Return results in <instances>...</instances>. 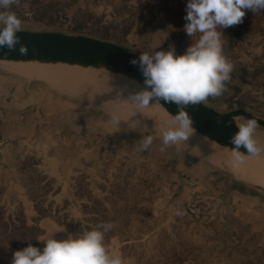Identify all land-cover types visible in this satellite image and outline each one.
I'll list each match as a JSON object with an SVG mask.
<instances>
[{
    "label": "rangeland",
    "instance_id": "obj_1",
    "mask_svg": "<svg viewBox=\"0 0 264 264\" xmlns=\"http://www.w3.org/2000/svg\"><path fill=\"white\" fill-rule=\"evenodd\" d=\"M186 4L19 0L12 10L22 30L80 34L137 48L131 38L150 31L158 8L169 17ZM258 21L246 10L242 23L227 27L231 35L221 37L223 55L234 64L233 80L222 96L205 103L221 113L244 109L264 119V24ZM179 35L188 41L184 25ZM190 46L180 42L178 56ZM144 49L155 55L153 48ZM62 70L78 72L0 62V84L11 85L21 98L24 105L15 115L25 125L13 138L8 116L0 114V264H9L7 253L29 245L42 251L49 238L91 230L103 233L108 255H120L123 264H264L260 176L245 165L246 170L235 167L227 148L196 134L179 152L175 146L161 152L165 119L163 124L154 119L152 129L137 123L138 116H123L113 129L107 105L53 81ZM148 135L152 146L138 151ZM255 135H264V129L258 126Z\"/></svg>",
    "mask_w": 264,
    "mask_h": 264
},
{
    "label": "clouds",
    "instance_id": "obj_2",
    "mask_svg": "<svg viewBox=\"0 0 264 264\" xmlns=\"http://www.w3.org/2000/svg\"><path fill=\"white\" fill-rule=\"evenodd\" d=\"M18 3L19 0H0V48L6 46L9 51H15V46L20 43L16 33L22 30L21 20L12 10V6ZM246 10H264V0H187L184 30L188 36L200 33L199 40L183 55H175L172 49L156 52L154 56L147 52L140 56L146 89L130 98L135 108L143 112L151 108L150 101L158 105L161 100L175 103L179 108L178 114L165 126L161 152L171 146L179 152L183 142L194 133L193 121L184 110L185 106L206 103L209 97H220L228 90L226 82L230 81L234 64L223 55L222 34L217 27L227 28L242 23ZM19 52L27 55V46L20 43ZM130 63L136 64L137 61ZM123 116L119 106H113L108 125L118 129ZM234 119L239 128L231 138L235 146L231 150L235 166L242 162L241 146L248 156H258L264 152V145L255 138L256 119H248L244 123H240L242 117ZM152 144L153 136L148 135L137 150L146 151ZM175 214L185 215L183 210H176ZM114 226L112 222L106 225L108 229ZM103 239V233L97 230L64 240L49 238L42 251L32 245L16 250L11 264H123L120 255H108Z\"/></svg>",
    "mask_w": 264,
    "mask_h": 264
},
{
    "label": "water",
    "instance_id": "obj_3",
    "mask_svg": "<svg viewBox=\"0 0 264 264\" xmlns=\"http://www.w3.org/2000/svg\"><path fill=\"white\" fill-rule=\"evenodd\" d=\"M16 35L20 38V43L27 46V55L20 54V43L15 46V51H9L4 46L0 48V62L64 65L102 71L134 83L142 90L146 89L145 78L139 64L141 55L128 47L91 36L57 31L21 30ZM6 52L7 55H5ZM132 60H136L137 63H130ZM159 105L172 117L179 112L175 103L161 100ZM184 110L193 121L194 131L214 141L217 145L227 148L230 152L235 147L231 143V138L239 131L235 117H242L246 121L256 119L258 126L264 129V119L244 109L221 113L205 103H198L187 105ZM240 152L249 158L264 157V152L258 156H248L243 146ZM260 190L264 191V189Z\"/></svg>",
    "mask_w": 264,
    "mask_h": 264
},
{
    "label": "bare ground",
    "instance_id": "obj_4",
    "mask_svg": "<svg viewBox=\"0 0 264 264\" xmlns=\"http://www.w3.org/2000/svg\"><path fill=\"white\" fill-rule=\"evenodd\" d=\"M24 64H33V63H24ZM58 66L78 69L77 70L78 72L71 73L70 71L64 72L62 70L63 72L61 71L59 75L57 76L52 75L54 79L53 81L64 86L65 89L67 88V90L78 93L81 96L85 98L87 97L88 99L94 102H101L104 106L107 105L108 108L110 109H112L110 107V104L112 105V107L117 106V105L121 106V108L120 107L119 108L124 112V116H128V113L131 112L132 114L129 115L128 118H132V120H134V117L138 116L139 119L135 118V121L139 124L145 125L146 127L147 126L151 127L152 125H154L152 124L154 123L153 121L161 120L163 124L164 123L163 119L169 122L172 119V116L169 115L159 104L156 105L152 101H150L151 108L143 110V112L136 109L135 105L132 103L130 98L136 93L143 91V90L140 87L136 86L134 83L128 82L119 76H115V75L109 74L107 72H102V71L85 70V69H80L76 67L64 66V65H58ZM53 84H56V83H53ZM151 128L154 129V127H151ZM193 134L202 136L196 131H194ZM255 138L262 145H264V135H255ZM247 160L251 161V163H249L250 165L248 164ZM244 165L246 166V169L251 171L250 174L252 176H256V177L260 176L259 181H262V180L264 181V157L249 158V157H245L242 155V162H240L239 164H236L235 167H238L239 169H245ZM256 182H257V179H256ZM257 183L259 184V182Z\"/></svg>",
    "mask_w": 264,
    "mask_h": 264
},
{
    "label": "crops",
    "instance_id": "obj_5",
    "mask_svg": "<svg viewBox=\"0 0 264 264\" xmlns=\"http://www.w3.org/2000/svg\"><path fill=\"white\" fill-rule=\"evenodd\" d=\"M158 11H161V14L154 18V22L152 23L153 27L150 29V31L147 32L143 30L140 37L135 36L131 38V40H135V43H137L136 46L137 48H134L126 44H122V46L130 48L131 50L138 52L140 55L146 52L144 49L146 47L153 48V50L156 53L157 48L166 46V47L174 48L175 55L178 56L177 45L179 46L180 42H184L187 44L191 42V44L194 45L199 40L200 36H196L197 34L188 36L189 37L188 41L185 39L186 36L180 37L179 35L181 26L185 25L186 23V21L184 20V17L186 15V6L181 10H177L176 12L172 10L174 14H172V16L169 17L167 16L168 13L166 12L167 11L166 9L158 8L157 12ZM248 11H249V16L251 17L252 15L255 22L258 17L260 18V21H258L256 24L258 23H260V25L262 23L264 24V10H259L257 12H253L251 10ZM217 31L222 34L221 37H227L231 35V30L229 32L227 28L220 27L219 29L217 28ZM177 35L179 36L176 37ZM251 40L252 39L250 38L249 41ZM223 48L224 46L222 41V49ZM231 80H233L232 77L230 78V81ZM2 83H3L2 85L0 84V114H3L5 112L6 116H8L9 121H7L8 124L6 126L12 129V132L14 133L13 135L14 138L15 134H18V132L22 133L23 132L22 130L25 127V125L23 124L21 125L20 122L21 118L15 115V113H17V109H21L22 107L20 106L24 105V103L22 102V100H20L21 98L16 99L15 92L14 90H12L13 88L11 85L8 86L5 85L3 81ZM12 254L13 253L6 254V258L8 259L9 264H11L12 261Z\"/></svg>",
    "mask_w": 264,
    "mask_h": 264
}]
</instances>
